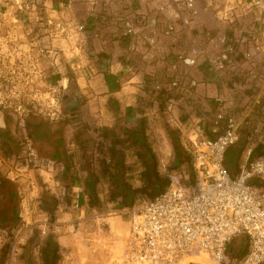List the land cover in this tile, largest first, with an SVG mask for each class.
<instances>
[{"label": "rangeland", "instance_id": "obj_1", "mask_svg": "<svg viewBox=\"0 0 264 264\" xmlns=\"http://www.w3.org/2000/svg\"><path fill=\"white\" fill-rule=\"evenodd\" d=\"M232 1L226 7L231 20L220 21L230 23L232 31L253 43L250 49L255 51L256 40L263 33L254 34V21L244 15L251 11L248 4L238 8ZM139 2H156L159 7L142 13L158 14L167 22L174 17L169 16L171 12L165 14L164 8L172 11V3L175 8L184 4L183 0H171L168 6L166 0ZM132 4L133 0H0V193L7 188L9 191L0 196V210L12 205L9 209L13 212L8 219L0 217V264H44V251L52 252L56 247L57 264H114L123 254L131 212L150 197L135 194L145 186V166L143 161L131 159L137 153L132 145L124 143L118 149L123 155L122 167L107 161L110 145L100 140L104 122L113 125L112 141L117 137L124 141V131L139 128L143 121L146 143L162 178L169 180L172 171L192 173L190 162L183 161L187 155L183 145L199 120L205 129L212 125L217 106L213 98L198 97L200 88L184 98L169 95L166 89L173 82L195 79L193 70L203 73L201 84L210 85L206 79L214 71L206 62L221 51L206 54L201 64L190 68L178 60L187 50L169 56L156 50L152 63L130 50L137 55L128 60L129 70L121 73L122 81L112 87L115 91L109 100L100 90L97 94L82 93L89 84L87 79L83 81L85 74L90 76L88 68L94 70L90 60L105 55L103 37L121 41L116 21L137 15L130 12ZM245 49L246 45L240 48V55ZM255 56L260 63L253 70L264 75V52ZM238 61L241 66L235 73L241 78L244 94L237 98L251 99L260 88L245 78L251 66L242 58ZM119 74L117 71L116 77ZM234 82H228L230 88ZM157 85L165 87L164 92L156 91ZM169 97L176 104L170 106ZM122 108L135 111V121L129 126ZM30 152L35 157H29ZM228 164L235 172L237 162L228 160ZM92 174L96 183L89 191L87 183ZM115 181L124 188V196H120ZM75 182L84 188L86 196L79 209L73 206ZM245 242L244 238L237 239L228 256L241 258Z\"/></svg>", "mask_w": 264, "mask_h": 264}, {"label": "built area", "instance_id": "obj_2", "mask_svg": "<svg viewBox=\"0 0 264 264\" xmlns=\"http://www.w3.org/2000/svg\"><path fill=\"white\" fill-rule=\"evenodd\" d=\"M180 13L176 20L191 31L197 17L194 0H184ZM157 15L139 14L115 22L122 37L130 40L132 52L141 43L154 48L164 37L179 39L176 24ZM217 16L219 20H231V11L222 10ZM77 28L82 31L84 27ZM223 44V51L207 60L212 70L219 75L226 73L242 58L246 66H251L245 78L257 82L260 91L243 106H237L228 94L213 98L217 107L208 134L199 120L183 145L192 157V173L170 172L164 193L139 202L131 212L123 254L114 264H184L203 255L212 264H264V156L254 155L253 128L249 124L255 110L263 107L264 75L253 69L260 63L255 53L264 52V32L256 40V52L247 40L223 39ZM243 45L246 49L240 55ZM203 55L197 48L179 55L178 60L191 68ZM200 86L205 84L195 79L180 80L168 85L166 91L184 98ZM164 88L157 85L155 89L164 92ZM168 104H176L173 97L168 98ZM243 141L248 149L234 172L228 165V154ZM29 157L35 154L30 152ZM72 198L76 209L85 202V190L78 182L72 188ZM239 238L245 239L246 251L241 258L231 259L228 249Z\"/></svg>", "mask_w": 264, "mask_h": 264}, {"label": "crops", "instance_id": "obj_3", "mask_svg": "<svg viewBox=\"0 0 264 264\" xmlns=\"http://www.w3.org/2000/svg\"><path fill=\"white\" fill-rule=\"evenodd\" d=\"M127 2L132 1V0H126ZM140 0H133V9L130 6V12L135 13L137 15L143 14L142 12H145L148 9L154 10V8L159 7L156 2L154 3H148V4H142L139 2ZM142 1V0H141ZM167 1V6L171 5V0H166ZM179 1V0H175ZM184 1V0H183ZM232 4V0H194V10L197 13L196 20L194 24L192 25V30L188 31L186 30L184 32V35L187 37H184V35H181L185 29H183L179 22L176 20V14H183V12L180 13V9L184 8V4L182 5H177V8H175L174 4L172 3L173 9L172 11H167L168 8H164V13L165 14H171L169 15L170 17H174L172 19V23L176 24L177 30L180 32L179 34V39H172V38H167L164 37L162 38L161 42L155 47L154 49L149 50V47H147V50H144L142 47V44H138L135 48L134 52H138L137 54H140L144 56L145 60H149L150 63H152V58L153 54L156 50H161L163 52H166L164 55L169 56L172 54L171 52L175 53L178 50H187L188 49H197L201 50L204 55L198 60L196 66L202 63L203 60L206 58V54H214L218 53L219 51H222L224 49V44H223V39L232 40L233 38H241L244 40L245 36L244 35H238L236 34L237 31H232L233 29L231 28L230 23L227 22H222L218 19V13L222 11L223 9H227L226 7L229 4ZM129 4V3H128ZM236 4V5H235ZM248 4L249 8L251 11L247 12L244 15L250 16L251 20L254 21V34L258 33L260 34L261 32H264V0H234V7H240V5ZM182 6V7H181ZM229 7V6H228ZM132 9V10H131ZM162 9V8H161ZM235 9V8H234ZM163 11V10H162ZM251 14V15H250ZM94 18V15H91ZM171 20V19H169ZM249 21V19H248ZM257 21V22H256ZM249 26V24H248ZM235 32V33H234ZM210 35V36H208ZM257 36V35H256ZM185 39H184V38ZM103 42L101 43L106 49H104L103 55L107 56H98L96 58H93L90 60V63L93 64L94 70L91 71L92 67L88 68V75L90 74L89 77H86L83 81H89V84H86V88L82 90L83 94H89L95 92L97 94V91H101L103 95H105V98H111L112 95L111 91L112 87L115 85V83L120 84L122 80L120 78L122 77L121 73L127 72L129 70V65H128V60L130 58H134L135 54L130 53V40L124 37H121L122 40L119 42H115L111 37H103ZM120 38V39H121ZM97 41V40H96ZM185 44H188L191 46H185ZM98 47L102 48L100 44H98ZM129 48V50H128ZM222 49V50H221ZM130 51V52H129ZM141 52V53H139ZM126 62V63H125ZM206 62V61H205ZM204 62V63H205ZM97 63V64H96ZM208 65H210L208 62H206ZM96 64V65H94ZM130 64V63H129ZM241 63L239 61H235L233 66L226 71V73L223 74H217L214 72L212 74L211 78L208 80L206 79V82H210V85L205 84L204 86H200L198 89V92L200 96H198L200 99H204L205 97H210L215 98L219 94L220 95H229V98H232L235 100V104L237 106H243L246 105L250 102V100L254 97L252 96L251 99H238L237 97L244 92L242 91V83H241V78L239 79V76L235 73V71L238 73L240 70V65ZM195 66V67H196ZM194 67V68H195ZM119 71L120 74L118 77H116L115 73ZM113 74V75H112ZM195 74V79L198 82L204 81L203 73L201 72H196L192 71V75ZM87 75V76H88ZM199 76V77H197ZM237 76V77H235ZM91 78V81H90ZM87 79V80H86ZM235 81L233 83V86L230 88V83L228 82ZM240 80V81H239ZM77 81H80L79 79ZM95 81V82H93ZM95 84V86H92V84ZM101 83V84H100ZM226 85H228V89L226 88ZM100 88V89H98ZM115 91V90H114ZM251 94V92H248ZM255 94V91H254ZM263 94V93H262ZM248 96H246L247 98ZM263 98V103H264V94L261 96ZM110 108V106H108ZM123 110V115L126 119V122H129L127 126L130 125L132 121H135L134 114L135 111L127 109V108H122ZM134 112V114L132 113ZM249 124H251L252 129V148L254 150V155L255 156H264V106L261 108H257L255 110V113L252 115L251 119H249ZM143 122V121H141ZM124 124V123H123ZM102 135H101V141H103L104 144L110 145V149L112 147V141L110 139V130L113 128V125L111 123H103L102 125ZM137 126L135 128H130L128 130H131L130 132L128 130L124 131V133L132 135V131L137 130ZM123 130V129H122ZM206 133L208 134V129H205ZM45 132V131H44ZM40 134H45L42 131ZM106 135L104 138L103 135ZM244 143L245 141L241 142L237 147L233 148V156L232 158H228L229 161H234V162H239L241 159L242 155L246 152L248 149V145H246V148L244 149ZM127 146L130 145L128 142L126 144ZM136 155L131 157V154L134 151H131L130 157L131 159H139L142 161V159H147L146 155V148L144 146H141L138 144L137 146H133ZM108 150V162L115 166L117 164V160H114L112 154H110L111 150ZM114 150V149H113ZM118 152V150H117ZM127 153V152H126ZM125 156V155H124ZM229 165V164H228ZM230 166V165H229ZM237 166V165H236ZM235 166V167H236ZM231 167V166H230ZM105 170V169H104ZM143 171V170H142ZM140 170V172H142ZM90 176V175H89Z\"/></svg>", "mask_w": 264, "mask_h": 264}, {"label": "trees", "instance_id": "obj_4", "mask_svg": "<svg viewBox=\"0 0 264 264\" xmlns=\"http://www.w3.org/2000/svg\"><path fill=\"white\" fill-rule=\"evenodd\" d=\"M167 92V91H166ZM168 93V92H167ZM170 95V93H168ZM144 122H141L140 127L135 130L132 131V135L129 136V134H126L125 140L122 141L120 138H115L112 141V147H111V151L110 154H112L111 156H113L114 160H117V164L116 166L122 167L124 165V160H123V155H119V152H117V150L123 146L124 143H130V145L132 146H137L138 144H140L141 146H144L146 148V158L147 159H142L143 164L145 166L144 172H143V177L145 180V186L142 189H138L135 191V194L141 193L144 195H147L150 198H154L162 193H164L166 191V189L169 186V180L168 179H163L158 165H157V161L154 158V153L152 151V149L150 147H148L147 143H146V138H145V133H144ZM131 131V130H130ZM129 131V132H130ZM103 137L105 138L106 135L104 134ZM174 139V138H173ZM174 146L179 148V146L176 143V139H174ZM114 149V150H113ZM186 152V151H185ZM187 153V152H186ZM183 161L186 162H190V164L192 163V157L187 153V155L184 154L183 157ZM94 176L93 174L89 176V180L87 183V188L89 191H93V185L96 183V181L94 180ZM116 185H118V192H120V196H124V188H122V185H120L117 181H115ZM92 187V188H91ZM123 191V192H121ZM9 194L8 188L6 189V191L4 193H0V196H4ZM89 195L91 196V192L89 193ZM126 198V197H125ZM125 201V199H124ZM127 202V201H126ZM12 208V205L9 207ZM9 208H2V210H0V217L3 219H8L10 218V215L13 214L12 209ZM58 247H56L52 252L50 251H44V264H57V253H58ZM50 252V253H49Z\"/></svg>", "mask_w": 264, "mask_h": 264}, {"label": "bare ground", "instance_id": "obj_5", "mask_svg": "<svg viewBox=\"0 0 264 264\" xmlns=\"http://www.w3.org/2000/svg\"><path fill=\"white\" fill-rule=\"evenodd\" d=\"M190 262L200 263V264H212V262L209 260L208 256H206V255H203L202 257H192V258L188 259L184 264H188Z\"/></svg>", "mask_w": 264, "mask_h": 264}]
</instances>
